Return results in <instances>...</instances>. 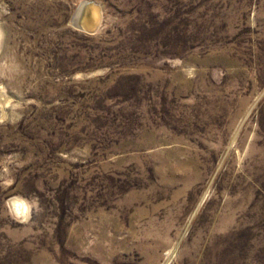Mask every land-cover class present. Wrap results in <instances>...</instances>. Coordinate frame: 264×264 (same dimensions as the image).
I'll use <instances>...</instances> for the list:
<instances>
[{
	"label": "rangeland",
	"instance_id": "rangeland-1",
	"mask_svg": "<svg viewBox=\"0 0 264 264\" xmlns=\"http://www.w3.org/2000/svg\"><path fill=\"white\" fill-rule=\"evenodd\" d=\"M85 1L0 0V264H264V0Z\"/></svg>",
	"mask_w": 264,
	"mask_h": 264
},
{
	"label": "bare ground",
	"instance_id": "bare-ground-1",
	"mask_svg": "<svg viewBox=\"0 0 264 264\" xmlns=\"http://www.w3.org/2000/svg\"><path fill=\"white\" fill-rule=\"evenodd\" d=\"M90 1V0H89ZM83 5L81 6V10L78 13L77 18H79V16H81V11H82ZM99 20V16H98V11L96 8H94L93 6H89L85 11H84V16L81 20V24L84 28H86V32H92L93 29L96 27V25L99 22V26L97 27V29L101 26L102 24V11H101V16H100V21ZM88 29H90L91 31H88ZM15 205V209L16 211L19 213H21L23 211V208L25 205H23V203L21 202V200H17V202L14 200V202H12ZM24 214V213H23Z\"/></svg>",
	"mask_w": 264,
	"mask_h": 264
},
{
	"label": "water",
	"instance_id": "water-1",
	"mask_svg": "<svg viewBox=\"0 0 264 264\" xmlns=\"http://www.w3.org/2000/svg\"><path fill=\"white\" fill-rule=\"evenodd\" d=\"M82 5H83V8H82V11H81V16H79V18L76 17L75 25H76L77 27L81 28L82 30L86 31V28H84V27L82 26V24H81V20H82V18H83V16H84V11H85L89 6H93V7L96 8L97 11H98V16H99V20H98V21H100V16H101V6H100L97 2H95V1H85ZM82 5H81V6H82ZM80 10H81V8H80ZM80 10H79V11H80ZM77 16H78V15H77ZM98 26H99V22H98V24L96 25V27L93 29L92 32H94V31L97 29ZM88 31H91V30L88 29Z\"/></svg>",
	"mask_w": 264,
	"mask_h": 264
}]
</instances>
